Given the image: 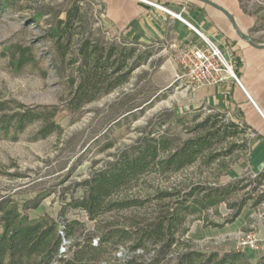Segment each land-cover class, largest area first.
Wrapping results in <instances>:
<instances>
[{"label": "rangeland", "instance_id": "obj_1", "mask_svg": "<svg viewBox=\"0 0 264 264\" xmlns=\"http://www.w3.org/2000/svg\"><path fill=\"white\" fill-rule=\"evenodd\" d=\"M239 2L250 18L258 21L252 31L257 39L254 43L264 45V0ZM76 4L80 14L70 30L71 38L69 42L63 40L56 44L50 36L51 30L58 21L66 19V12ZM176 14L182 15L200 31L185 16L186 12L184 15ZM185 26L198 37L195 44L201 43L197 33ZM126 40L123 33L108 24L100 0H15L12 6H0V102L7 104L9 113L18 110L16 103L35 112H41L45 106L57 107L59 111L53 120L59 130L45 139L38 138L41 121L30 125L17 140L3 136L0 139V203L10 200L31 219L48 215L59 222V230L64 236L61 252L66 258L73 252L70 249L72 245L89 241L97 244L107 229L126 228L135 223L148 224L165 203L159 200L160 195L174 188L183 195L193 184L226 186L245 180L241 186L246 189L237 192L228 205L221 204L202 216H191L186 224L189 232L179 238V245L187 240L205 253L243 252L251 263L257 264L264 257V203L256 208L253 205L264 192V178L261 177L264 175V163L254 162L253 151L254 146L264 140L248 130L229 141L230 145L237 147L231 154H224L229 150V144L221 146L220 153L224 156L213 164L208 165L206 160H202L174 176L151 173L116 196L139 198L144 201L142 207L107 213L98 224L91 222L83 211L70 207V203L84 196L85 190L81 185L85 181L116 161L138 140L166 133L176 140V144H181L196 135L192 131L206 119L218 125L237 121V112L230 108L198 104L200 93L216 96L226 83L233 80L211 87L189 88L181 66V55L192 44L179 47L174 57L178 64L174 76L166 70L161 72L160 64L167 56L162 53L161 44L137 46L141 52L150 49L154 58L136 70L127 85L74 109L70 100L77 87L73 80L78 77L79 64L72 63L81 45L90 41L100 46H121ZM14 45L29 48L34 63L15 68L11 63L12 52L8 49ZM228 51L238 76L240 58L234 51ZM180 119L183 120L178 121ZM237 122V131L240 132L245 123L243 120ZM244 199L248 200L245 211L246 208L254 209L257 216L249 219L247 224H229L226 235L213 228L212 224L225 223L237 210L234 205L238 206ZM32 202L38 203L36 209L26 207ZM231 204L233 209H229ZM75 221L79 224L70 227L69 231L74 236L68 239L63 231ZM249 235L258 237V249L242 246ZM131 245L132 242H128L117 249L107 245V252L97 264H126L131 260L141 263L138 257L142 252L133 253L129 250ZM153 255L151 252L145 260L149 262Z\"/></svg>", "mask_w": 264, "mask_h": 264}, {"label": "trees", "instance_id": "obj_2", "mask_svg": "<svg viewBox=\"0 0 264 264\" xmlns=\"http://www.w3.org/2000/svg\"><path fill=\"white\" fill-rule=\"evenodd\" d=\"M13 4L15 0H0V6L9 7ZM79 14L80 8L76 4L66 12V19L58 21L51 30L50 36L56 44L63 40L69 42L70 30ZM128 41L121 46H100L90 41L81 45L79 54L72 63L79 64L78 77L73 80L77 87L70 100L74 109H80L98 96L109 95L127 85L132 74L148 63L152 57L150 49L141 52L137 49L139 44ZM8 49L12 52L11 63L15 68L21 69L34 63L29 48L14 45ZM16 104L18 110L9 113L7 104L0 102V139L3 136L17 140L19 134L39 121L42 122V128L38 138L45 139L59 130L53 121L59 112L57 107L45 106L41 112H35L21 103ZM238 128L235 123L218 125L206 119L192 131L196 135L181 144H176V140L166 133L148 135L124 150L116 161L95 172L91 179L85 181L81 185L85 190L84 196L70 203V207L83 211L96 224L107 213L142 207L144 201L139 198L116 196L132 188L140 178L148 174L174 176L202 160L211 165L224 154H231L237 147L230 145L229 141L250 129L245 125L238 132ZM225 144L230 145L229 150L224 154L220 153V147ZM261 177L264 178V175ZM244 181L226 186L193 184L183 195L174 188L173 191L160 195L159 200L165 203L162 204L160 213L148 224L135 223L126 228L107 229L97 244L89 241L72 245L70 249L73 252L66 258L61 252L64 236L59 230V222L48 215L31 219L20 211L17 204L5 200L0 203V264H97L107 252V245L111 249H117L128 242H132L130 251L142 252L138 257L142 260L139 264H163L165 261L167 264H253L243 252L205 253L197 250L187 240L179 245V238L189 232L186 224L191 216H202L216 210L221 204L228 205L237 192L246 189L241 186ZM247 203L248 200L244 199L238 206L234 205L237 207L235 213L225 223L212 224L213 228H223L234 223ZM263 203L264 192L257 198L253 208ZM234 206L231 204L229 209ZM26 207L36 209L38 203H28ZM203 222L206 224L205 220ZM78 224L75 221L66 226L63 231L66 238L74 236L69 229ZM151 252L154 255L147 262L145 258ZM126 264L138 263L131 260ZM257 264H264V257Z\"/></svg>", "mask_w": 264, "mask_h": 264}, {"label": "crops", "instance_id": "obj_3", "mask_svg": "<svg viewBox=\"0 0 264 264\" xmlns=\"http://www.w3.org/2000/svg\"><path fill=\"white\" fill-rule=\"evenodd\" d=\"M210 1L225 9L234 18L239 31L250 36L256 43L257 39L252 31L258 21L250 18L239 0ZM149 3L163 5L174 13L184 15L186 12L185 16L202 33L214 38L231 52H235V56L240 58L239 80L249 96L235 81H230L216 96L209 97L205 95L206 93L204 95L200 93L198 104H214L230 108L237 112V121L243 120L250 128L248 132H254L257 138L264 140V49L253 48L241 39L230 20L222 12L199 0H100L108 24L123 33L124 38L140 46L151 43L162 45V53L167 56L160 64L161 72L166 70L174 76L178 69L174 57L177 56L179 47L183 44H195L198 42V37L192 34L182 21L154 8ZM153 58L154 56L148 63ZM237 121L235 124L238 123ZM258 144L254 146L253 151L256 164L264 163V142ZM246 209V211L243 209L241 215L232 224L236 222L240 225L247 224L249 219L254 218L255 210ZM229 226L228 224L223 228L214 229L221 230V234L226 235Z\"/></svg>", "mask_w": 264, "mask_h": 264}, {"label": "built area", "instance_id": "obj_4", "mask_svg": "<svg viewBox=\"0 0 264 264\" xmlns=\"http://www.w3.org/2000/svg\"><path fill=\"white\" fill-rule=\"evenodd\" d=\"M154 8L169 14L186 25H190L201 39V43L192 44L181 55V66L185 71L184 76L188 80L189 88H202L220 85L228 80L235 81L247 94L238 76L234 71V63L226 47L212 37L198 31L189 22L167 7L149 3ZM248 95V94H247ZM249 96V95H248ZM250 98V97H249ZM252 103L254 101L250 98ZM259 239L254 235L246 236L242 246L250 249H258Z\"/></svg>", "mask_w": 264, "mask_h": 264}, {"label": "water", "instance_id": "obj_5", "mask_svg": "<svg viewBox=\"0 0 264 264\" xmlns=\"http://www.w3.org/2000/svg\"><path fill=\"white\" fill-rule=\"evenodd\" d=\"M199 1H201V2H203L205 4H207V5H209L211 7H214L215 9L219 10L220 12H222L230 20V22L233 25V27H234L236 33L238 34V36L241 39H243L246 42H248L253 48H256V49H264V45H257V44H255L251 37L243 34L241 31H239V29L237 28L236 23L234 21V18L225 9H223L222 7L214 4L210 0H199Z\"/></svg>", "mask_w": 264, "mask_h": 264}, {"label": "bare ground", "instance_id": "obj_6", "mask_svg": "<svg viewBox=\"0 0 264 264\" xmlns=\"http://www.w3.org/2000/svg\"><path fill=\"white\" fill-rule=\"evenodd\" d=\"M187 26H189L192 29V27L190 25H187Z\"/></svg>", "mask_w": 264, "mask_h": 264}]
</instances>
